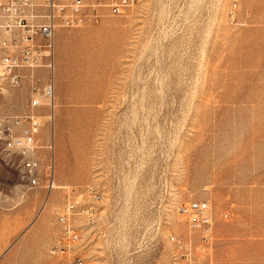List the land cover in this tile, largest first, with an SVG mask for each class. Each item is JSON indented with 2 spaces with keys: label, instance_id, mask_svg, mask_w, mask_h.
Returning a JSON list of instances; mask_svg holds the SVG:
<instances>
[{
  "label": "rangeland",
  "instance_id": "374dc122",
  "mask_svg": "<svg viewBox=\"0 0 264 264\" xmlns=\"http://www.w3.org/2000/svg\"><path fill=\"white\" fill-rule=\"evenodd\" d=\"M101 13L55 39L41 143L54 146L58 188L30 189L0 160V264H59L67 198L91 209L76 217L85 264H171L172 237L196 246L194 264H264V0ZM193 201L212 209L203 255L177 213Z\"/></svg>",
  "mask_w": 264,
  "mask_h": 264
},
{
  "label": "built area",
  "instance_id": "2783aa9c",
  "mask_svg": "<svg viewBox=\"0 0 264 264\" xmlns=\"http://www.w3.org/2000/svg\"><path fill=\"white\" fill-rule=\"evenodd\" d=\"M137 3L138 0H111L108 5L103 0H0V148L28 166V188H42L49 194L58 188L54 146L52 142L46 146L41 143L43 119L51 122L54 117L58 31L99 25L102 8L109 6L111 13L119 16ZM24 84H30V99L27 108L18 111L14 98ZM90 211L78 198H67L59 216L61 247L50 252L59 264H85L82 233L87 225L79 224L76 217ZM177 213L186 218L191 233L200 235L198 252L205 254L214 224L210 205L193 201L178 206ZM172 240L171 264H194L196 246L178 237Z\"/></svg>",
  "mask_w": 264,
  "mask_h": 264
},
{
  "label": "bare ground",
  "instance_id": "6f19581e",
  "mask_svg": "<svg viewBox=\"0 0 264 264\" xmlns=\"http://www.w3.org/2000/svg\"><path fill=\"white\" fill-rule=\"evenodd\" d=\"M0 160L3 161L6 166L15 169L24 180L28 181V166L22 165L16 156L12 155L4 148H0ZM172 242L174 243V240H172Z\"/></svg>",
  "mask_w": 264,
  "mask_h": 264
},
{
  "label": "crops",
  "instance_id": "0c3cea01",
  "mask_svg": "<svg viewBox=\"0 0 264 264\" xmlns=\"http://www.w3.org/2000/svg\"><path fill=\"white\" fill-rule=\"evenodd\" d=\"M58 34V33H57ZM41 74H42V72H41ZM1 163V162H0ZM2 164V163H1ZM4 167H6V168H9V167H7V166H5L4 164H2ZM9 169H11V168H9ZM11 170H13V169H11ZM14 171V170H13ZM15 172V171H14ZM16 173V172H15ZM19 176V175H18Z\"/></svg>",
  "mask_w": 264,
  "mask_h": 264
}]
</instances>
